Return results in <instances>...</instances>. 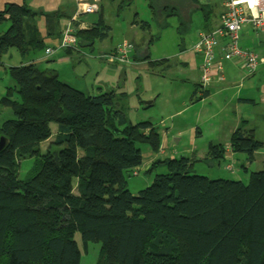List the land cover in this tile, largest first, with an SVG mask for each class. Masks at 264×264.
I'll return each mask as SVG.
<instances>
[{
    "label": "trees",
    "instance_id": "16d2710c",
    "mask_svg": "<svg viewBox=\"0 0 264 264\" xmlns=\"http://www.w3.org/2000/svg\"><path fill=\"white\" fill-rule=\"evenodd\" d=\"M132 3L123 0L119 9ZM148 3L154 19L164 20L162 29L178 14L166 0ZM39 14L25 3L0 11V25L9 23L0 32V60L11 49L26 59L47 47ZM74 29L79 49L92 50L110 27L101 17L88 29ZM4 68L15 85L0 97V107L13 115L0 125V264H81L76 231L85 251L100 243L96 264H264V169L251 171L247 182L212 179L196 173L189 158H166L147 170L151 184L132 194L127 177L143 164L140 145L160 150L159 127L132 123L116 106L115 91L86 93L34 60ZM245 122L231 146L252 161L263 143ZM50 139L61 148L41 154ZM208 152L220 160L224 151L215 145ZM28 156L34 164L20 178V159Z\"/></svg>",
    "mask_w": 264,
    "mask_h": 264
},
{
    "label": "crops",
    "instance_id": "0c3cea01",
    "mask_svg": "<svg viewBox=\"0 0 264 264\" xmlns=\"http://www.w3.org/2000/svg\"><path fill=\"white\" fill-rule=\"evenodd\" d=\"M122 1L101 0L99 12L81 14L78 20L74 19L77 12V0H0V11L8 3H25L32 10L39 12L36 23L45 38L47 47H57L63 30L70 24L75 28L88 29L102 17L110 29L108 37L99 42L104 48L102 51H111L122 40L128 39L125 37L113 43V37L110 35L112 27L107 23L105 17L106 3L111 4L112 12L119 19L123 16V12H131L132 4L124 9H119V4ZM166 2L175 5L178 14L174 11L173 16L168 18L172 20H167L168 26L161 28L163 34L160 36V40L164 39L167 30H175L181 37V44L173 48L171 52L159 53L157 51V54L161 55L159 59L153 60L147 51L148 47L138 44V42L144 44L146 41L144 36H139L138 42L128 40L134 44L132 59L133 63L134 61L136 63L132 66L110 64L100 59V61L90 59L89 63L82 64L84 59L76 55L75 52L66 49L57 50V54L59 51L62 53L58 56L57 61L56 55L51 58H41L43 51L31 53L26 59H22L16 49H11L16 53H11L9 50L1 57L0 72L2 71L5 75L4 67L16 66L34 60L40 68L54 69L60 75L61 67L69 63L71 57L77 58L78 61L73 63V67L74 69L78 67L79 76L84 80L85 86H89L91 89L89 93L115 91L118 97L116 106H122L125 111L130 96L122 88L120 82L130 79L138 84L139 73L148 72L149 68L139 71L135 67L148 64L151 69H154V66H159V71L153 75L162 74L164 76L162 80L166 84L165 91L159 89L141 90L140 86L138 87L140 89L131 87L132 94H134L131 98L134 99L136 96L141 104L145 99H154V103L149 106L153 108L160 99L164 100V104H171V107L158 109L156 116L149 115L147 119L143 120L150 121L159 127L162 142L158 153L152 151L146 152V155L142 153L144 161L137 168L136 176L140 172H144L149 178H144L139 183L147 186L151 184L153 175L147 170L152 167L154 161L179 156L191 159L193 169L198 174L207 175L212 179L226 178L247 182L251 171L264 169V65L254 75L246 76L241 69L239 60H223L224 80L206 88L200 87L202 54L194 50V45L199 39L200 32L209 31L219 25L225 11L222 0L219 4L213 3L212 0H206L204 3L198 0V5L192 0H166ZM204 6L211 10L208 16H205L201 8ZM198 10L201 11V15L195 13ZM144 22L147 24L140 25L143 29L151 26L149 21H142V23ZM138 24L136 17L128 18L127 26L131 30L135 29ZM8 27L9 23L0 25V32L7 30ZM155 39L156 37L149 41L155 42ZM240 45L243 48L254 50L264 57V32L259 33L250 24H245L240 30ZM130 67H133L132 71L129 70ZM173 69L179 73L178 76H165ZM101 71H107L111 77L105 80L102 85L94 88L87 78L89 76L94 81L101 82L99 79ZM67 81L69 82V80ZM165 120L170 122L168 125L162 126ZM243 120L246 121L245 130L250 131L256 140L263 143V147L254 153L252 161L247 160L246 154L235 152L231 146V136ZM215 145L223 147V157L220 160L208 152L210 147ZM230 161L235 164L236 169L233 172L226 168ZM162 167L164 166L160 165L158 169Z\"/></svg>",
    "mask_w": 264,
    "mask_h": 264
},
{
    "label": "rangeland",
    "instance_id": "374dc122",
    "mask_svg": "<svg viewBox=\"0 0 264 264\" xmlns=\"http://www.w3.org/2000/svg\"><path fill=\"white\" fill-rule=\"evenodd\" d=\"M203 3L206 2V0H201ZM213 3H218L220 0H212ZM166 2L165 4H167ZM160 6V9L162 8L163 5ZM131 12H123V16L118 19L112 12L111 4L109 2L106 3V9H105V17L107 20V23L112 27L111 30V37H113V43H116L118 40H121L122 38H127L128 40L132 41H137L139 36H144L146 38V41L144 44L139 43L140 46L144 45L145 47H148L147 51L151 54V58L153 60L159 59V56L157 54V51L159 53H163L164 51L171 52L173 48L179 46L181 44V37L175 30H167L165 32L164 39L160 40V36L163 34V30L161 29L160 25L158 22H163V19H158V22L153 18L152 16V8L150 4L148 3V0H133V3L131 5ZM195 13H199L201 15V11L198 10ZM136 17V20L138 21V26L135 29H130L129 26H127L128 18L131 17ZM193 18L195 19V15L193 14ZM165 19V18H164ZM171 21L172 19H168ZM142 21H149L151 26L143 29L140 25H142ZM182 29V28H181ZM155 42H150L151 38H155ZM159 38V39H158ZM123 41V40H122ZM121 41V42H122ZM153 43V44H151ZM102 45L100 44L99 41H97L93 47L92 50L89 48H82L80 52H75L76 55L84 59L82 64H87L89 63L88 60L90 59H98L95 56L99 55L100 51L102 52ZM167 52V53H168ZM11 53H16L15 50H11ZM62 54L60 51L59 53L55 54L56 55V61L58 59V56ZM88 54H91L93 56H89ZM64 55V54H63ZM158 55V56H157ZM19 56V55H18ZM20 60H22L20 58ZM99 60V59H98ZM78 59L77 58H70L69 63L63 65L61 67L62 73H60V76L64 80H69L70 84H72L74 87L89 93L91 92L89 86H85L84 80L79 76V69L78 67L74 69L73 63H77ZM100 61V60H99ZM10 63H13V61H10ZM133 63V62H132ZM136 62L134 61L133 64H128L125 66H132ZM143 68H149L148 72H141L139 73V82L138 84L133 81V80H122L120 84H122V88L127 92V94L130 96L127 102V105L125 107V112L128 117V119L136 124L139 122H142L143 120L147 119L149 115L156 116L157 110L161 108H167L171 107V104H164V100H158L156 106L153 107H148L144 108V104H141L138 102L137 97L134 96V99L131 98L132 95V90L131 87H139L141 90H164L166 88L165 82L162 80L164 77L162 74L159 76L153 75V73L157 74L159 71L160 67L159 66H154V69H151L148 64L141 65L135 67V69L141 71ZM129 70H133V67H130ZM179 73H176V71L170 70L165 76L167 77H175L176 75L178 76ZM246 75V73L244 72ZM111 74L108 73L107 71H101L100 72V80L99 81H94L91 77L88 76L87 81L94 85V88H96L99 85H102L105 83V80L110 79ZM15 85V81L10 78V76L7 74L4 75V73L1 71L0 72V97L5 93L6 88L9 86ZM138 88V89H140ZM147 100V99H145ZM0 125L5 122L6 120L12 118V112L11 109L8 107H0ZM178 119L180 118L179 116L177 117ZM170 121L165 120L164 125H168ZM50 127L52 131L57 130V124L55 122H52L50 124ZM51 139L47 142L41 143L40 145V153L44 154L46 153L47 149L50 147L51 151H58L61 148V145H55L52 143H49ZM142 148V153L146 155V152L151 151L150 148L146 145H140ZM39 159V157H38ZM35 157H24L20 159V168H19V176L20 178H24L28 172V170L33 166L34 164ZM163 170H165V167H162ZM162 172V171H161ZM144 178H149L147 174H144V172H140L139 175H131L127 177L128 180V187L132 194H136L140 189L144 188L147 185H142L139 183V181H142ZM232 178V177H230ZM74 239L79 243L80 248L82 249V258H81V264H96V261L99 256V251H100V243L99 242H90L87 247V251L83 249L82 245V237L79 231H76L74 233Z\"/></svg>",
    "mask_w": 264,
    "mask_h": 264
},
{
    "label": "built area",
    "instance_id": "2783aa9c",
    "mask_svg": "<svg viewBox=\"0 0 264 264\" xmlns=\"http://www.w3.org/2000/svg\"><path fill=\"white\" fill-rule=\"evenodd\" d=\"M222 4L225 11L219 25L209 31L200 32L194 45V50L202 54L199 77V86L202 88L224 80L223 60H239L246 76L257 73L264 65V57L240 45V30L245 24H250L259 33L264 32V0H222ZM100 9L101 0H77L74 19L78 20L81 14L96 13ZM75 31L73 25L67 26L61 34L59 45L46 47L41 58L53 57L58 49L80 51ZM132 48V43L124 40L114 50L98 57L109 63L132 64ZM226 168L232 172L236 169L233 161Z\"/></svg>",
    "mask_w": 264,
    "mask_h": 264
},
{
    "label": "water",
    "instance_id": "95a60500",
    "mask_svg": "<svg viewBox=\"0 0 264 264\" xmlns=\"http://www.w3.org/2000/svg\"><path fill=\"white\" fill-rule=\"evenodd\" d=\"M153 103H154V99H147V100H144V101H143L144 108H147V107L151 106ZM2 141H3V139H2V137H0V148H1V146H2Z\"/></svg>",
    "mask_w": 264,
    "mask_h": 264
}]
</instances>
